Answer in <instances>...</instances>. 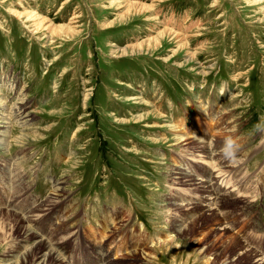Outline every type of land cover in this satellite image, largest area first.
<instances>
[{"label": "rangeland", "instance_id": "obj_1", "mask_svg": "<svg viewBox=\"0 0 264 264\" xmlns=\"http://www.w3.org/2000/svg\"><path fill=\"white\" fill-rule=\"evenodd\" d=\"M8 167L0 264H260L264 0H0ZM49 193L28 213L64 220L42 239L20 211Z\"/></svg>", "mask_w": 264, "mask_h": 264}, {"label": "bare ground", "instance_id": "obj_2", "mask_svg": "<svg viewBox=\"0 0 264 264\" xmlns=\"http://www.w3.org/2000/svg\"><path fill=\"white\" fill-rule=\"evenodd\" d=\"M39 24V23H38ZM40 24H42V23H40ZM44 26V25H43ZM36 27H37V25H36ZM40 27V26H39ZM38 27V28H39ZM59 29H61V30H63V28L62 27H60ZM48 30V29H47ZM57 30H58V28H57ZM53 32V31H52ZM198 146H203V147H205L204 145H198ZM200 149V148H199ZM206 153L208 154V152L206 151ZM219 153V152H218ZM223 154V153H222ZM221 155V154H220ZM219 156V155H218ZM225 156V155H224ZM220 157H223V155L222 156H220ZM219 159V161H222V159H220V158H218ZM182 174V173H181ZM184 175V174H183ZM185 176V175H184ZM178 178V177H177ZM185 178V177H184ZM196 179H194V178H191V177H189V176H187L186 177V180L184 181V182H189V183H196ZM212 179H209V182H207L206 180L205 181H203V182H201L199 185H198V188H199V190L200 191H202V192H205V193H208L209 195L208 196H210L211 194V190H210V187L212 186ZM183 183V182H182ZM199 183V182H198ZM206 183V184H205ZM183 184H185V183H183ZM176 185V184H175ZM211 185V186H210ZM196 186V185H195ZM215 190H217L218 191V188L217 189H215ZM209 191V192H208ZM227 196V195H226ZM206 199V198H205ZM206 201H204V203H205ZM187 205V204H186ZM196 205V204H195ZM48 207H49V205H48ZM180 207H181V205H180ZM200 207V206H199ZM176 208H177V211H181V210H179L180 208H179V206H178V204L176 205ZM183 208V207H182ZM191 208V207H190ZM200 210H201V212L202 213H199L198 212V214H195L194 215V213H190V215H191V217L189 218V220H193V222H194V217H196L197 215L199 216V218L201 219V217H203V215H205L208 211H210V208H208V205L206 206H201L200 207ZM176 212V211H175ZM192 212V211H191ZM211 212V211H210ZM197 213V212H196ZM214 213V212H213ZM178 214V213H177ZM217 216H218V214H217ZM189 217V216H188ZM16 219V218H15ZM24 219V218H23ZM49 219V218H48ZM3 220V219H2ZM27 220V219H26ZM45 221H47V219L46 220H43V222H45ZM25 223V222H24ZM179 223V222H178ZM183 224V223H182ZM46 225V224H45ZM179 225V224H178ZM223 226V225H222ZM176 227V226H175ZM219 227V226H218ZM190 228V227H189ZM220 228V227H219ZM222 228V227H221ZM181 229V228H180ZM184 229H186V228H184ZM194 229V228H193ZM179 230V229H178ZM180 231H182V229L180 230ZM190 231V230H189ZM196 231H198V230H196ZM213 231V230H212ZM212 231H211V233H212ZM205 233V232H204ZM181 234V233H180ZM195 235V234H194ZM200 235V234H199ZM222 235V234H221ZM50 237V236H49ZM220 237V236H219ZM209 239V238H208ZM205 240H206V238H205ZM216 243V242H215ZM219 243H221L222 245L221 246H225L226 245V243H224V241L221 239L220 241H218L217 242V245L219 244ZM220 246V247H221ZM226 246H228V245H226ZM246 246V245H245ZM58 247H60V246H56V248L59 250L60 248H58ZM219 247V246H218ZM209 248H210V246H208V250H209ZM247 250H251V249H249L248 247L246 248ZM30 251V250H29ZM45 251H48V250H45ZM42 251H40V252H38V253H36V255H33L32 257H33V261L35 262V259H37L36 261L37 262H41V260L40 259H42V258H47V257H49L48 259H49V261H51L52 262V264H58V261H57V259H56V257H58V259L60 260L61 258L58 256V254H57V252H59V251H49L47 254H44V253H41ZM242 253V252H241ZM29 254H30V252H29ZM255 254V253H254ZM216 255H217V253H216ZM258 257H259V255H258ZM21 260V259H20ZM22 261H24L25 263H30L29 261V259H27L26 257H24V258H22ZM32 262V261H31ZM44 263L43 264H47L48 263V260H46V261H43ZM226 262H228V263H232V261H231V259H226ZM258 262L260 263V264H264V258H260L259 257V260H258ZM33 263V262H32ZM62 263V262H61ZM15 264V263H14Z\"/></svg>", "mask_w": 264, "mask_h": 264}]
</instances>
